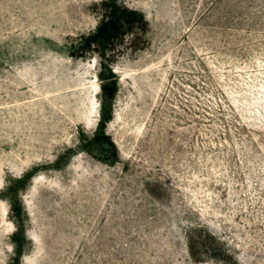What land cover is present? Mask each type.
I'll return each instance as SVG.
<instances>
[{"label": "rangeland", "instance_id": "374dc122", "mask_svg": "<svg viewBox=\"0 0 264 264\" xmlns=\"http://www.w3.org/2000/svg\"><path fill=\"white\" fill-rule=\"evenodd\" d=\"M101 1L0 0V264H264V0Z\"/></svg>", "mask_w": 264, "mask_h": 264}, {"label": "trees", "instance_id": "16d2710c", "mask_svg": "<svg viewBox=\"0 0 264 264\" xmlns=\"http://www.w3.org/2000/svg\"><path fill=\"white\" fill-rule=\"evenodd\" d=\"M100 10L101 17L96 29L78 38L73 49L76 57L97 51L98 45L114 51L125 39L131 48H141V43L146 41L149 23L140 12L114 0H102ZM116 151L110 136L103 133L98 137V154L102 159L113 160Z\"/></svg>", "mask_w": 264, "mask_h": 264}]
</instances>
